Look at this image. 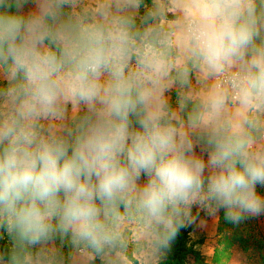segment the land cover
I'll list each match as a JSON object with an SVG mask.
<instances>
[{
  "label": "clouds",
  "instance_id": "clouds-1",
  "mask_svg": "<svg viewBox=\"0 0 264 264\" xmlns=\"http://www.w3.org/2000/svg\"><path fill=\"white\" fill-rule=\"evenodd\" d=\"M257 185L264 0H0V264H159Z\"/></svg>",
  "mask_w": 264,
  "mask_h": 264
},
{
  "label": "rangeland",
  "instance_id": "rangeland-1",
  "mask_svg": "<svg viewBox=\"0 0 264 264\" xmlns=\"http://www.w3.org/2000/svg\"><path fill=\"white\" fill-rule=\"evenodd\" d=\"M30 7L31 5H28L24 10L28 11ZM169 96L171 102L176 101L177 94L175 90L171 91ZM145 179L146 177L142 176L141 182ZM257 190L264 194V187L257 185ZM192 213L196 225L200 226L197 239L191 237L192 241L198 245H205L210 241L208 248L213 246L214 248L212 251L207 252L209 255L202 256L199 253L202 262L197 263L194 259H190L189 264H232L231 259L236 264H264V214L246 217L236 224L227 221L225 210L219 209L215 217V225L207 232V226L211 221V218L208 217L210 213L206 209L196 206L193 207ZM192 226L193 222L187 224L191 231L190 234L194 231ZM201 234L205 237H200ZM5 240L9 246V238ZM53 244L59 249L55 241ZM70 263L71 260L68 263L65 260V264ZM96 264H101V262L97 260Z\"/></svg>",
  "mask_w": 264,
  "mask_h": 264
},
{
  "label": "trees",
  "instance_id": "trees-1",
  "mask_svg": "<svg viewBox=\"0 0 264 264\" xmlns=\"http://www.w3.org/2000/svg\"><path fill=\"white\" fill-rule=\"evenodd\" d=\"M146 2H150V0H146ZM190 232L187 226L178 230L175 239L171 242L170 248L164 254V259L159 264H189L190 259H194L197 263L202 262L199 252L195 250L197 244L192 241ZM5 239H8L7 234L0 232V251L8 248ZM239 239L242 240L241 238ZM55 243L63 255H65V260L68 263L70 261L68 254L71 250L69 241L57 238Z\"/></svg>",
  "mask_w": 264,
  "mask_h": 264
},
{
  "label": "crops",
  "instance_id": "crops-1",
  "mask_svg": "<svg viewBox=\"0 0 264 264\" xmlns=\"http://www.w3.org/2000/svg\"><path fill=\"white\" fill-rule=\"evenodd\" d=\"M172 93H173V92H172ZM168 95H170V93H169ZM172 103H173V105H175V101H172ZM196 151H197V153H199V152H200V149L197 148ZM205 158H206V157H205ZM216 215H217V212H216L215 214H209V215H208V217L211 218V221H210V222H212V223L209 222V224H208V226H207V232H208L210 229H212V227L215 225V223H216V220H215ZM217 221H218V220H217ZM205 225H207V224H205ZM186 226H187V224H186ZM192 229H193L194 231L192 230L193 232L190 234V236H191L193 239H197V236H198V232H199L200 226H199V225H198V226L196 225V221L193 222ZM200 237H205V235H202V234H201ZM209 244H210V241L207 242L205 245H198V244H197L196 247H195V250L198 251L199 253H201L202 256H204V255H209V254H207V252H209V250L212 251L213 248H214V246L208 248V247H209ZM164 257H165V255H163V257L160 259L159 262H161V261L164 259ZM133 259H135V254H133ZM70 264H73V262L71 261Z\"/></svg>",
  "mask_w": 264,
  "mask_h": 264
}]
</instances>
